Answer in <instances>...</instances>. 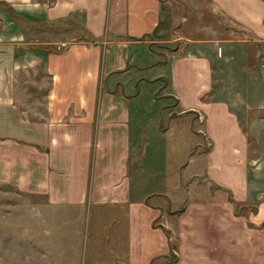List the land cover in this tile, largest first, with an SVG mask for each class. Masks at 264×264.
<instances>
[{"label": "crops", "instance_id": "obj_1", "mask_svg": "<svg viewBox=\"0 0 264 264\" xmlns=\"http://www.w3.org/2000/svg\"><path fill=\"white\" fill-rule=\"evenodd\" d=\"M262 63L264 0H0V184L46 208L96 209L110 246L96 264H167L172 238L175 264H262V248L230 247L256 235L228 194L194 198L184 182L200 167L251 198L245 127L264 105ZM142 95L165 103L149 115ZM162 111L164 132L184 130L188 176L146 165ZM253 218L263 224V198Z\"/></svg>", "mask_w": 264, "mask_h": 264}, {"label": "rangeland", "instance_id": "obj_2", "mask_svg": "<svg viewBox=\"0 0 264 264\" xmlns=\"http://www.w3.org/2000/svg\"><path fill=\"white\" fill-rule=\"evenodd\" d=\"M172 19L176 21L174 24H179L180 14H174ZM201 19L205 20L206 15L201 16ZM62 34L59 33V35ZM134 63L136 65L137 61ZM130 66L133 64L130 63ZM163 85L164 82H161L160 85L156 84V90H162ZM258 96H260V99H257L260 101L258 104L260 106L261 100L264 104V82ZM139 98L141 104L154 105L150 108L153 111L149 115L154 114L155 110L161 108L165 103V101H161V97L156 102L152 99L147 100L148 98L144 95ZM259 110L262 111L257 112V120L259 121L255 122V126L245 127L249 140L247 169L251 198L244 202L237 199L238 204L235 211L236 214L246 216V231L254 232L256 236L249 239L251 237L249 232L247 238L238 239L233 236L230 247L231 249L262 248L261 263L264 264V222L259 225L261 222L254 221L256 219L253 218L260 200L264 199V105ZM159 114L167 115L166 111L159 112ZM252 115L254 117V112ZM251 116L247 119H252ZM165 118L159 119L156 129H154V123L151 120L147 122L148 127L146 128L150 137L151 151L149 150L146 157V165L151 167L153 177H155L156 171L159 172L164 169L169 170L171 174L182 171L184 175L189 172L186 168H179L180 162L184 163L188 160L191 151L186 148L188 143L184 130L182 126L171 123L172 127L164 132V128L168 124V115ZM247 119H244V123H248ZM197 127L202 129V121L199 120ZM208 146V140L203 138L194 152L205 150ZM162 178L164 179V176H158L157 180ZM184 182L194 184V198H218L226 197L228 194L214 189L212 187L214 184L210 182L200 167L194 171V176L184 179ZM176 195L181 196L180 194ZM41 198L43 197L37 199L14 185L0 184V264H51L49 261L52 264L99 263L92 253L99 249L107 254L110 246L106 240L97 238L96 209L84 207L69 209L56 206L46 208L44 205L42 206ZM256 227L262 228L256 229ZM47 231L51 232V236L45 235ZM202 245L209 246L208 241L203 240ZM172 247L176 248L175 254L171 252ZM177 249L176 240L172 238L169 241L167 264H175L178 258ZM173 258L175 260H172ZM233 258H244V256H233ZM185 260L190 264L193 263L189 258Z\"/></svg>", "mask_w": 264, "mask_h": 264}, {"label": "trees", "instance_id": "obj_3", "mask_svg": "<svg viewBox=\"0 0 264 264\" xmlns=\"http://www.w3.org/2000/svg\"><path fill=\"white\" fill-rule=\"evenodd\" d=\"M214 188H220V187L215 186ZM224 191H226L228 193V198L237 205L238 204L237 200L235 198H233L230 190L229 189H224ZM175 249L176 248H173V247L171 248V252L174 253V254H175V251H174ZM166 256H167V254H166ZM172 260H175V259L173 258Z\"/></svg>", "mask_w": 264, "mask_h": 264}, {"label": "built area", "instance_id": "obj_4", "mask_svg": "<svg viewBox=\"0 0 264 264\" xmlns=\"http://www.w3.org/2000/svg\"><path fill=\"white\" fill-rule=\"evenodd\" d=\"M262 65H264V63H262Z\"/></svg>", "mask_w": 264, "mask_h": 264}]
</instances>
